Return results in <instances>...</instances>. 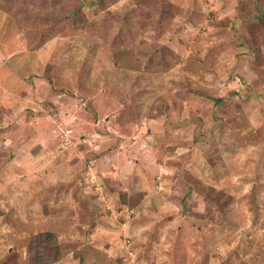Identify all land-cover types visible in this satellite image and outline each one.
<instances>
[{
    "label": "rangeland",
    "instance_id": "374dc122",
    "mask_svg": "<svg viewBox=\"0 0 264 264\" xmlns=\"http://www.w3.org/2000/svg\"><path fill=\"white\" fill-rule=\"evenodd\" d=\"M41 232L264 264V0H0V264Z\"/></svg>",
    "mask_w": 264,
    "mask_h": 264
},
{
    "label": "trees",
    "instance_id": "16d2710c",
    "mask_svg": "<svg viewBox=\"0 0 264 264\" xmlns=\"http://www.w3.org/2000/svg\"><path fill=\"white\" fill-rule=\"evenodd\" d=\"M46 80L51 82L49 76ZM28 243L31 264H54L61 259L57 237L50 232H41L33 235Z\"/></svg>",
    "mask_w": 264,
    "mask_h": 264
},
{
    "label": "crops",
    "instance_id": "0c3cea01",
    "mask_svg": "<svg viewBox=\"0 0 264 264\" xmlns=\"http://www.w3.org/2000/svg\"><path fill=\"white\" fill-rule=\"evenodd\" d=\"M37 83H38V85H40V82H39V81H38ZM28 99H29V98H28ZM37 115H38V114H37ZM53 116H55V115H53Z\"/></svg>",
    "mask_w": 264,
    "mask_h": 264
}]
</instances>
